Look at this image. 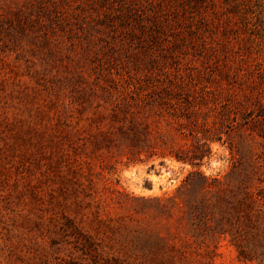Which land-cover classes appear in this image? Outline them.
<instances>
[{"label": "rangeland", "instance_id": "374dc122", "mask_svg": "<svg viewBox=\"0 0 264 264\" xmlns=\"http://www.w3.org/2000/svg\"><path fill=\"white\" fill-rule=\"evenodd\" d=\"M263 107L264 0H0V264H264Z\"/></svg>", "mask_w": 264, "mask_h": 264}, {"label": "trees", "instance_id": "16d2710c", "mask_svg": "<svg viewBox=\"0 0 264 264\" xmlns=\"http://www.w3.org/2000/svg\"><path fill=\"white\" fill-rule=\"evenodd\" d=\"M258 115L264 117V107L261 108L258 111ZM169 157L174 158L176 161L182 162V163H189L193 169L197 166L193 161L195 159H187L183 156H180L176 153H169ZM151 157V156H150ZM208 178H206L202 172L199 170H193L191 171L183 180L182 182V188H185L186 190H189L190 192H193L197 194L200 190H203L208 187L207 184ZM187 206L190 208V214L195 221L194 224L196 228L199 230L201 225H205L207 221L209 220L208 215L206 212H204L203 207H207L208 204L200 201L198 203H195L194 200H186ZM227 204L231 206V209L235 210L233 203L230 200L226 201ZM240 205V201L237 202V206Z\"/></svg>", "mask_w": 264, "mask_h": 264}]
</instances>
